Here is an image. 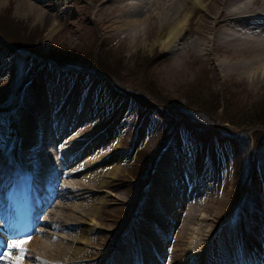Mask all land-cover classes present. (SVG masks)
Listing matches in <instances>:
<instances>
[{"label":"rangeland","instance_id":"374dc122","mask_svg":"<svg viewBox=\"0 0 264 264\" xmlns=\"http://www.w3.org/2000/svg\"><path fill=\"white\" fill-rule=\"evenodd\" d=\"M132 1L53 0L55 10L67 8L62 20L46 1L0 0V182L4 167L22 170L30 208H41L25 231L5 233L4 224L15 231L25 218L13 214L24 203L15 199L23 192L16 177L0 240L31 238L23 264H107L117 246L147 252L155 264H264V128L227 122L264 105V81L202 56L211 29L192 28L204 10L189 13L166 52L153 38L155 8L167 0ZM147 15L144 42L143 31L126 34L124 22ZM102 61L111 74L99 70ZM25 130L29 155L41 158L17 155L11 164L6 144ZM48 141L56 153L43 155ZM62 164L50 190L46 168ZM82 234L83 253L67 261ZM137 258L131 264H146Z\"/></svg>","mask_w":264,"mask_h":264},{"label":"bare ground","instance_id":"6f19581e","mask_svg":"<svg viewBox=\"0 0 264 264\" xmlns=\"http://www.w3.org/2000/svg\"><path fill=\"white\" fill-rule=\"evenodd\" d=\"M40 1H46L49 4L48 7L52 6L54 10L50 9V11L54 14L56 13L57 14L56 16L58 19L62 18V20H63L65 18L66 11H67V8L65 5H64L65 8H63V9H65V11H63V10L59 11V10H55L56 8L54 7V4L52 3L53 0H40ZM133 1H135L134 4L133 3L131 4V6H133V7L134 6L136 7L137 5H142L144 3L143 0H133ZM174 1L175 0H167V1L162 2V4L160 6H157V8H155V9L160 10L157 13H155V11L153 10L157 16L156 18H159V20L161 22L157 31L154 33V38H153L154 42H156L166 52L170 51L175 45L177 46L179 44L180 37L182 35V32H184L185 28L187 27L188 17L191 15V13L204 10L206 12L205 13L206 18L198 15L199 19L196 20V22L194 23V26L192 28L193 31H196V30H198L199 26L202 24L204 29H206V30L211 29L210 37L205 38L204 41L202 42L203 46H202V49L200 50V51H203L202 56H205L206 59L215 62V65H220V66L222 65L221 68L224 66L225 68H230V69H234V70H242V72H245L246 75L251 76L252 79L253 78L256 79L257 82L262 83L264 81V0H211V3L209 2V4H206L207 0L205 2H204V0H176V2H175L176 8L170 9V7L174 4ZM168 2L170 3L169 5H168ZM151 4H153V3H151ZM42 5H44V4H42ZM45 6H47V5H45ZM31 7L32 8H38V7H35L33 4L31 5ZM119 8H121V7H119ZM38 9L42 10V8H38ZM29 11H31V10H29ZM189 13H190V15H189ZM43 14L44 15L42 16V18H45L47 16V13H43ZM150 17H151V15L145 16L143 19H141L142 21H140L139 23H137L138 22L137 18L136 19L133 18L131 20L124 22V24H127V26L125 27V32H127L126 34H129L130 36H134L136 34L137 30L139 32L141 31V33L143 31V35L141 36L142 37L141 40L144 42L145 39L147 38V35H149V33L151 32L152 26H153L152 23L150 22ZM115 22H117V20ZM122 30H124V29H122ZM122 32H124V31H121V34H122ZM51 33H53V32H51ZM195 35H196V33H195ZM199 48H200V46H199ZM193 49H194V47H193ZM182 50H184V49H182ZM185 50H187V49H185ZM197 50H199V49H197ZM193 52L195 53V51H193ZM177 54H178V52H177ZM191 61H193V60H191ZM225 68H223V70ZM178 69H179V67H178ZM181 71H182V67H181ZM230 71L232 72L233 70H230ZM231 74H233V73H231ZM19 127H20V124H19ZM21 127H22V125H21ZM24 129H25V124H24ZM19 131L21 132L22 129L19 128ZM16 132L18 134V131H16ZM62 135H63V132H61V136ZM29 136L31 138V135H29V133L26 135L21 134V138L19 137L16 142H15V140H11L9 138V140H11V141L7 142L5 149L7 152H10V158H9L10 161L9 162H11V164L15 163V160H16L15 158L17 155H19L21 158H24V159L39 160V157H40L39 155H37V156L35 155V157L29 155L30 154L29 150H27L26 149L27 147H25L26 144L30 141ZM13 139H14V137H13ZM47 139H49V138H47ZM53 139H56V138H53ZM53 143H54V141H51V142L48 141L47 145L42 146V147H45L46 150L43 148L45 150L43 152L42 151L43 149L40 148L42 150H39V152L40 153L43 152V155H49L51 153H56L55 148L51 146ZM4 155L5 154L2 153V156H4ZM24 163H25V161H24ZM28 163H30V162H28ZM50 165L53 166L54 162H53V164H52V162H50ZM4 166H6V164H4L2 167H4ZM18 166H20V165H18ZM63 167H64V164L60 165L59 167L55 166L54 169H51V168L47 169L46 168L47 173L54 176V178L52 180L53 185L56 184V182H59L58 181L59 177L64 176L62 173ZM60 169H62V170H60ZM41 170H42V167H41ZM3 171H4V174H3L4 180L0 182V190H2L5 186H8V190L5 193V195H6L5 199L1 200L4 203V204L0 205V216H3L2 219H8L9 218L7 215H4V212H6V211L8 212V210H9L8 209L9 208L8 207L9 199L11 196L13 198V196L16 193L15 192L16 185H17V178L16 177L19 178V181L21 182L22 189H23L21 198H22V200H24V203L22 201V203L18 204L19 207L18 206L13 207V214L18 220H20L24 217L25 218L22 219V221L18 225L17 230H15V231L12 230L11 227H8L7 225L5 226V224L3 225V227H4L3 229H4L6 234L15 235V234H18L20 232V231L18 232V230H20L22 224L24 225V223L26 222V223H28V225H31L33 222L36 221V218L39 216V214L41 212L40 211L41 208L38 207L39 204H32L33 207L30 208L29 203H30V200L32 199V197H31V195L27 196V187L25 186V184H26L25 174L26 173H23L22 170H20L21 172H20V174H18L12 170H8L6 167H4ZM36 171L39 172L40 171L39 168L36 169ZM68 175H66V176H68ZM20 177H22V178L20 179ZM48 177H46V178H48ZM50 179H52V178H50ZM48 186H49V188L54 190V188H53L54 186H52L51 181H50V184ZM60 195L61 194L56 193V197H59ZM21 198H20V196H18L15 199H21ZM26 198H28L27 201H26ZM61 208H63V207H61ZM50 214H53V213H50ZM47 215H49V213ZM56 218H58V217H56ZM171 219H173V218H171ZM225 220H227V218H225L223 221H225ZM42 223L45 225L49 224L48 222L45 223L44 221H42ZM223 223L224 222H222V224ZM88 226H90V225H88ZM90 231H91V229L89 228V229H87L86 232L89 233ZM3 241L4 242L2 244L5 245L7 242L5 240H3ZM74 241H75V243H74L75 246H74L73 250L69 251L68 256L66 255L67 261L75 260L76 257H78V255L83 253V248L86 244V242H85L86 241V235H84V234H82V236L79 235V237L75 238ZM31 245H32V243H31ZM24 247L25 248L28 247V249H29V244L28 243L25 244ZM121 248H123V247L117 246V249L112 251V254H110V257L107 260V264H131V261L133 259L137 258L138 255H140L141 261H142V259H143V261H146L145 262L146 264H155L152 261L153 259L149 256L150 254H147V252H146V254H144L143 251H141L136 256L135 253L125 252L124 249H121ZM160 248H162V246ZM135 250H136V248H135ZM174 252H176V251H174ZM17 254L18 253L15 250V253L13 254V256H15ZM35 257L40 258V256H38V255H36ZM172 262L174 263V261H172ZM136 264H138V263L136 262ZM141 264H144V263L142 262Z\"/></svg>","mask_w":264,"mask_h":264},{"label":"trees","instance_id":"16d2710c","mask_svg":"<svg viewBox=\"0 0 264 264\" xmlns=\"http://www.w3.org/2000/svg\"><path fill=\"white\" fill-rule=\"evenodd\" d=\"M72 62H76V61H72ZM107 63H108V61L107 62L102 61V65L99 69L101 72L104 70L106 72V75L112 73V71L110 70L112 67H111V65H108ZM98 67H99V65H98ZM224 103H225L224 104L225 106H223V109L225 111H227L229 109V103H227L226 100L224 101ZM180 114L187 116V114H191V113H188L186 110H183L182 112L180 111ZM229 120L227 122L230 125L236 126V127H241L242 125L243 126L246 125L245 127L251 126V125H254V126L261 125L264 128V105L262 103H258L257 105H255L251 109L250 112H246L245 117H243V120L240 122H233L232 120H230V121ZM244 163H245V161H244Z\"/></svg>","mask_w":264,"mask_h":264},{"label":"snow or ice","instance_id":"6c2138e0","mask_svg":"<svg viewBox=\"0 0 264 264\" xmlns=\"http://www.w3.org/2000/svg\"><path fill=\"white\" fill-rule=\"evenodd\" d=\"M30 239L29 237L20 240H12L0 246V264H23L27 253V249L24 245L29 243ZM13 250H16L18 254L13 256Z\"/></svg>","mask_w":264,"mask_h":264}]
</instances>
